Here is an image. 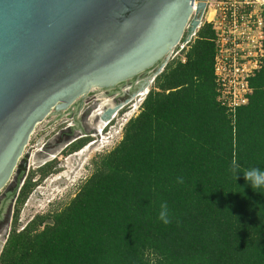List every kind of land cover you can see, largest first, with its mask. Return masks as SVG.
I'll return each mask as SVG.
<instances>
[{
    "label": "trees",
    "instance_id": "16d2710c",
    "mask_svg": "<svg viewBox=\"0 0 264 264\" xmlns=\"http://www.w3.org/2000/svg\"><path fill=\"white\" fill-rule=\"evenodd\" d=\"M213 38L203 23L167 63L67 204L20 230L17 207L0 264H264V188L244 177L264 171V60L231 114L215 97ZM34 185L24 182L16 206Z\"/></svg>",
    "mask_w": 264,
    "mask_h": 264
},
{
    "label": "water",
    "instance_id": "95a60500",
    "mask_svg": "<svg viewBox=\"0 0 264 264\" xmlns=\"http://www.w3.org/2000/svg\"><path fill=\"white\" fill-rule=\"evenodd\" d=\"M205 6V0H0V190L27 161L28 140L52 109L160 62L99 118L111 121L124 104L145 97L184 32L182 44L196 37Z\"/></svg>",
    "mask_w": 264,
    "mask_h": 264
},
{
    "label": "rangeland",
    "instance_id": "374dc122",
    "mask_svg": "<svg viewBox=\"0 0 264 264\" xmlns=\"http://www.w3.org/2000/svg\"><path fill=\"white\" fill-rule=\"evenodd\" d=\"M212 6H214V3ZM177 57L181 56L178 55ZM173 59L174 58L170 57L169 61ZM153 82L149 85L148 91L153 86ZM119 87V90L110 96L105 94L102 88H91L90 91L95 92V97L90 98L89 102L83 103L75 114L78 119L82 120L81 124L84 128L91 129L99 123L96 120L98 111L107 105L105 103L107 100L110 101L112 106V103H114L116 99L123 98L129 93V87H125L124 85H119ZM84 96H86V94ZM143 98L144 96H139L126 103L115 115V118L103 128V131L98 136V140H96L97 136L89 135L88 138L93 139L95 143L90 145L89 143L91 140L89 141L88 139L86 144L76 152H67L65 154L62 151L60 152L67 141L62 142L55 148H49L58 138V134H60L64 125L70 123V118L66 113H63L59 118H56L54 114L50 113L35 127L30 136V141L24 150L25 154H27L25 174L28 171L25 181L31 177V182L35 183V185L21 205L11 207L12 214L9 213V217L4 221L0 229V252L10 229L14 225L13 220L17 207L18 216L16 228L20 230L33 219L34 216L52 213L67 204L77 193L80 185L92 173L94 161L97 160L99 155L111 150V148L120 141L124 125L130 118L138 114ZM100 126L101 123H99L97 127L100 128ZM87 143L89 145H87ZM82 149H84V151L80 153L79 151ZM45 152H48V154H45ZM49 158L55 159L57 163L46 164L38 168L40 163ZM44 168H47L48 172L44 177L40 178L41 171ZM14 179L15 176L13 175L6 188L13 183ZM3 191L4 189L0 191V200L2 199Z\"/></svg>",
    "mask_w": 264,
    "mask_h": 264
},
{
    "label": "built area",
    "instance_id": "2783aa9c",
    "mask_svg": "<svg viewBox=\"0 0 264 264\" xmlns=\"http://www.w3.org/2000/svg\"><path fill=\"white\" fill-rule=\"evenodd\" d=\"M203 23L214 31L216 101L234 114L248 103L250 79L264 60V0H209ZM187 45L179 43L170 57L176 58Z\"/></svg>",
    "mask_w": 264,
    "mask_h": 264
},
{
    "label": "flooded vegetation",
    "instance_id": "af4514ba",
    "mask_svg": "<svg viewBox=\"0 0 264 264\" xmlns=\"http://www.w3.org/2000/svg\"><path fill=\"white\" fill-rule=\"evenodd\" d=\"M197 2H199V0H194V4H196ZM208 2H209V0H205L206 6L204 8V12H203V15H202V20L204 19V14L207 11ZM193 16L194 15L192 13L191 16H190V19ZM184 38H185V32H184V34L182 36V39H181L180 43L183 42ZM159 63L160 62H156L155 65H153L152 67L147 69V71H143V72L139 73L137 76H135V77H133V78H131L129 80H126V81H123L121 83H118L114 87L102 88V90H104V93L110 96V95H113L117 90H119V88H120L119 85H122V86L124 85L125 87H129V89H130L129 93L126 94L123 98L116 99V101L114 103H112L113 104L112 106L123 104L125 102V100L128 98V96H129V94L131 92H133L135 89H137L140 86H142V84L146 81L149 73L154 72L157 69ZM141 94H140V96H141ZM92 97H95V92L94 91H89V92L86 93V96H82L81 98L77 99V101L73 102L71 105H69L65 109H60V110L52 109L53 111H51V113L54 114L56 118H59L63 113H66V115L70 118V123L64 125V127H63L64 129L62 128V131L60 132V134H58V138L56 139V141L54 143L51 144V146L49 148H55L59 144H61L62 142L67 141L66 144L60 150V152L62 151L65 154V153L70 151V148H71L70 146L73 143H75L77 141H80L82 139L85 140L86 138L89 137V135H95V136H97L96 140L99 139L98 136L103 131V128L108 123H110L113 119L110 122L108 121L103 126V128L100 130L101 127L100 128L97 127L98 124L101 123V120L99 118L100 114L98 113L97 117H96V120L99 123L97 125L93 126L91 129H87V128H84L82 126V124H81L82 120L78 119L75 116V114L77 113V111L81 107V105L83 103L89 102L90 98H92ZM107 101H109V100H107ZM124 105H123V107H124ZM106 107H111L110 101L107 103V105L104 107V109ZM121 109H119L115 113V115ZM82 118H83V116H82ZM82 132H83V134H82ZM88 139H89V141L91 140L90 143H89L90 145L95 143V141L93 139H91V138H88ZM29 141H30V138L28 140V143H29ZM28 143H27V145H28ZM45 154H48V152H45ZM53 158L52 159L49 158V159L43 161L42 163L39 164L40 166L38 165L39 166L38 168L43 167L46 164L57 163L55 161V159H53ZM26 166H27V161H21V163L19 165V170H18L17 174L15 175V179L13 180V183H11L7 188H6L7 185L4 186V188H3L4 191L2 193V199L0 200V229L3 226L4 221H6V219L9 217V213H11V207L16 205V201H17V198L19 196V192L21 190V188H20L19 192L17 193V196H16L15 194H16L18 185L20 184L22 178H23V182H22L23 184H24V182H25V180L27 178L28 171L25 174ZM23 184H22V186H23ZM0 191H2V189Z\"/></svg>",
    "mask_w": 264,
    "mask_h": 264
},
{
    "label": "clouds",
    "instance_id": "9594fccd",
    "mask_svg": "<svg viewBox=\"0 0 264 264\" xmlns=\"http://www.w3.org/2000/svg\"><path fill=\"white\" fill-rule=\"evenodd\" d=\"M234 164V171L235 168V161ZM244 177L247 181L251 183L253 189H261L264 188V171H261L259 168H252L244 173ZM178 182L182 183V180H178ZM158 219L163 224L167 225L171 222L170 210L167 203H161Z\"/></svg>",
    "mask_w": 264,
    "mask_h": 264
},
{
    "label": "bare ground",
    "instance_id": "6f19581e",
    "mask_svg": "<svg viewBox=\"0 0 264 264\" xmlns=\"http://www.w3.org/2000/svg\"><path fill=\"white\" fill-rule=\"evenodd\" d=\"M145 91H146V88H145ZM144 93L145 92H143L142 94H141V96H143L144 95ZM141 98V97H140ZM109 101H106L105 103L107 104ZM100 107V106H99ZM104 109V108H103ZM103 109H101V110H99L98 111V113L100 114L101 112H103L104 110ZM121 109V108H120ZM95 114V113H94ZM101 120V119H100ZM107 123V121H103V120H101V126L100 127H102L103 128V126L105 125ZM102 128H100V130L102 129ZM87 145H89V144H87ZM87 148V147H86ZM85 149V148H84ZM84 149H82L81 151H79L80 153L81 152H83L84 151ZM78 152V153H79ZM76 155V154H75Z\"/></svg>",
    "mask_w": 264,
    "mask_h": 264
}]
</instances>
